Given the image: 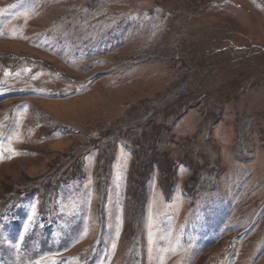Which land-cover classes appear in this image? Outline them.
Segmentation results:
<instances>
[{
    "label": "rangeland",
    "instance_id": "1",
    "mask_svg": "<svg viewBox=\"0 0 264 264\" xmlns=\"http://www.w3.org/2000/svg\"><path fill=\"white\" fill-rule=\"evenodd\" d=\"M0 264H264V0H0Z\"/></svg>",
    "mask_w": 264,
    "mask_h": 264
}]
</instances>
